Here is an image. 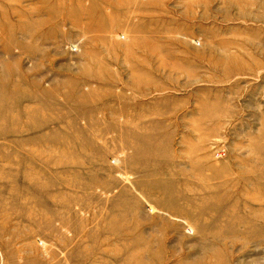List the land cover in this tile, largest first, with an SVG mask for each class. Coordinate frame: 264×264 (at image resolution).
Segmentation results:
<instances>
[{"label":"rangeland","instance_id":"rangeland-1","mask_svg":"<svg viewBox=\"0 0 264 264\" xmlns=\"http://www.w3.org/2000/svg\"><path fill=\"white\" fill-rule=\"evenodd\" d=\"M0 100V264H264V0H0Z\"/></svg>","mask_w":264,"mask_h":264},{"label":"bare ground","instance_id":"bare-ground-1","mask_svg":"<svg viewBox=\"0 0 264 264\" xmlns=\"http://www.w3.org/2000/svg\"><path fill=\"white\" fill-rule=\"evenodd\" d=\"M1 100H2V99H1ZM1 100H0V101H1ZM9 100H10V97L7 96V101H6V102L9 103Z\"/></svg>","mask_w":264,"mask_h":264}]
</instances>
